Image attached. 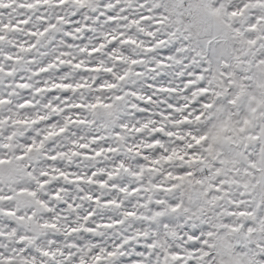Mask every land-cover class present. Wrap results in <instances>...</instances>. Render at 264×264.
<instances>
[{
    "label": "snow or ice",
    "instance_id": "6c2138e0",
    "mask_svg": "<svg viewBox=\"0 0 264 264\" xmlns=\"http://www.w3.org/2000/svg\"><path fill=\"white\" fill-rule=\"evenodd\" d=\"M0 264H264V0H0Z\"/></svg>",
    "mask_w": 264,
    "mask_h": 264
}]
</instances>
